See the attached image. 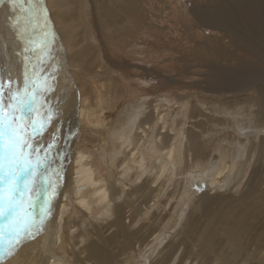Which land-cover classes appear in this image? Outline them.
Returning a JSON list of instances; mask_svg holds the SVG:
<instances>
[{
  "label": "bare ground",
  "instance_id": "obj_1",
  "mask_svg": "<svg viewBox=\"0 0 264 264\" xmlns=\"http://www.w3.org/2000/svg\"><path fill=\"white\" fill-rule=\"evenodd\" d=\"M129 1V15L119 18L123 11L117 0H44L55 63L51 97L57 104L54 115L60 116L51 129L60 128L62 137L64 129L76 128L82 144L69 146L62 160L55 152L51 214L24 253L18 254L17 248L0 264H135L142 248L152 251L149 264H171L181 244L178 235L184 240L202 237V246L211 254L222 236L236 254L249 221L258 224L251 251L264 264V185H257L264 180V74L255 71L264 68V0ZM16 17H21L22 29L23 13L19 8L13 12L9 0H0V21L13 39L18 30L11 28V33L9 21L14 23ZM204 27L212 29L207 38L199 29ZM159 37L166 42V52L186 63L179 73L183 79L164 73L165 59L151 47ZM8 51L3 54L15 68L23 67L21 52ZM62 62L87 94L81 93L77 104L71 102V84L64 82L68 77L75 86L71 74L58 71ZM126 68L133 72L126 74ZM197 75L198 80L193 79ZM21 77L19 72L20 82ZM164 87L170 88L169 94ZM126 90L128 95L117 103ZM228 93L244 98L228 99ZM125 109L132 111L128 128ZM61 142L59 153L66 138ZM185 176L207 179L210 193L195 198ZM244 179L240 196L256 193L253 200L236 201H242L244 215L217 211L214 204L236 198L231 192ZM169 183L173 190L166 193ZM172 192L176 202L167 222L174 234L163 233L169 236L166 240L161 228L145 236L147 224L135 226L160 196L168 198ZM43 198L41 193L37 214ZM127 206H132L129 212ZM98 211L100 223L95 220ZM206 216L207 226H201L207 232H194ZM195 254L197 260H211V254L204 256L200 249ZM224 254L207 264H228Z\"/></svg>",
  "mask_w": 264,
  "mask_h": 264
},
{
  "label": "snow or ice",
  "instance_id": "obj_2",
  "mask_svg": "<svg viewBox=\"0 0 264 264\" xmlns=\"http://www.w3.org/2000/svg\"><path fill=\"white\" fill-rule=\"evenodd\" d=\"M13 12L25 13L10 24L24 45L23 79L17 84L0 75V262L28 238L43 230L51 214V164L59 136L45 144L41 137L54 116L49 94L54 91L52 35L44 0H9ZM51 69V70H50ZM63 159V153H59ZM58 176V174H55ZM44 194L36 212L37 200Z\"/></svg>",
  "mask_w": 264,
  "mask_h": 264
},
{
  "label": "rangeland",
  "instance_id": "obj_3",
  "mask_svg": "<svg viewBox=\"0 0 264 264\" xmlns=\"http://www.w3.org/2000/svg\"><path fill=\"white\" fill-rule=\"evenodd\" d=\"M46 1V0H45ZM117 6L118 9L122 10V14L119 16V18H123V17H126L129 15V10L130 8H132V4L130 3L129 0H117V4H115ZM24 19V13H23V17ZM9 21V20H8ZM6 26L7 24L3 23L2 21H0V39H3L2 40V44H0V48L4 47L3 49L1 48V55H0V75H3L6 79L7 78H10L12 80H14L17 84H20V80H19V72H21V75L23 76V69H24V51H23V48L24 45H22L23 43L20 42L21 40L18 39V37L16 39H13L12 37H10V34H9V31L6 29ZM12 27H10V32L13 33V30L11 29ZM200 29V32L201 34H203V37L204 38H207L210 36V34L212 33V29L211 28H199ZM122 30L120 31H117L118 32H121ZM205 35V36H204ZM56 36L57 38L59 37V33L58 31L56 32ZM162 38V39H161ZM18 39V40H17ZM12 40V42H11ZM20 40V41H19ZM155 41V42H154ZM13 45H12V44ZM18 43V44H17ZM22 43V44H21ZM158 43V44H157ZM165 40L163 41V37H159V38H156L153 40V43H151V47H157V54L159 55V58H164L165 61L163 62V65H165L166 67V71L164 73H167V74H171L179 79H183L181 76H179V73H181V67L184 69L187 65L184 61H178L176 60L177 59V55H173L171 53H168L166 52V50L164 48H162L163 46H165ZM21 44V48H20V45ZM3 45V46H2ZM17 45V48H14L16 47ZM12 47V48H11ZM20 48V50H19ZM10 49V51H13V50H17L19 52H21L22 55L21 56V59H19L21 61V63H23V67L19 68V69H16L15 66L13 65V63L11 62V60L9 59V57L6 56V54H3V53H7V51ZM56 50L53 48V51ZM23 51V52H22ZM9 52V51H8ZM58 53V52H57ZM59 54V53H58ZM56 54V57L58 60H60V54L58 55ZM19 56V57H20ZM177 56V57H176ZM170 57V58H168ZM173 61V62H172ZM176 61V62H175ZM179 62V63H178ZM138 63V62H137ZM140 63V62H139ZM170 63V64H169ZM142 64V63H140ZM149 65V64H147ZM179 65V66H178ZM186 65V66H185ZM180 70H179V68ZM117 68V67H116ZM114 68V69H116ZM65 69V70H64ZM72 68H69L66 66V64L64 62L61 63L58 71L62 72V71H67L69 74H71L72 78H73V81L75 83V86L73 87L72 85H74L72 83V81L70 82L69 81V78L66 77V79L64 80L65 83H67L68 85L71 84V87L69 89H71V91L73 90L72 92V97H71V102H73L72 100H74V102L76 101L75 104L78 103V101H81L82 97L83 96H86L87 94L84 93V90L83 88L81 89V84L78 82V80L75 78V74H73L74 72L71 70ZM129 69L130 68H126L124 69L125 70V73H129ZM117 70V69H116ZM168 70V71H167ZM171 70V71H170ZM196 70V69H195ZM179 71V72H178ZM255 71H260L261 73L264 74V68H260V69H257ZM121 72H124L123 70H121ZM130 72H133L132 69H130ZM123 74L126 76V74ZM197 73V72H196ZM178 75V76H176ZM23 79V77H21ZM199 76H195L193 79L195 80H198ZM79 84V85H78ZM147 84H150L147 83ZM80 86V87H79ZM168 87H170L169 85H167ZM76 88V89H74ZM81 89V90H80ZM167 88L164 87V90H166ZM170 88H168L165 92L166 94H169L168 93V90ZM74 91L76 93H74ZM83 96H82V94ZM123 93V94H122ZM122 93L120 94L119 98H118V101H122L126 96L125 95H128L127 93V90L126 91H122ZM53 94L52 92L49 94V98L51 99ZM234 96H237L236 98L240 97L241 99L244 98V96L241 94V93H228L226 98H230L232 99V97ZM71 96V95H70ZM89 96V102L91 104V107H94L92 102L94 101V99L90 98V95ZM171 96V95H170ZM211 96L210 94H205L204 97H208V99H210ZM76 100H75V98ZM70 98V97H69ZM53 100V103L52 105L54 104L53 108H54V112L55 110L57 109L56 108V101L54 102V99L52 98ZM51 100V102H52ZM207 100V99H205ZM237 100V99H236ZM240 99H238L239 101ZM67 105V104H66ZM65 105V107H66ZM59 106V104H58ZM57 106V107H58ZM132 106V105H131ZM125 113H128L127 114V124L125 125L126 128H128L130 126V122H129V119H131V116H132V111H128L127 109L124 110V114ZM58 115H54V117L52 118L50 124H49V127H48V131H50V134L47 135L48 131H45L43 136L41 137V140L42 142L45 144L50 142L53 138V133H56L58 136H59V140H58V147L56 146L54 149H53V153L54 155L58 152L59 153V146L61 145L60 143L61 140L65 139L67 140V145L64 144V147L62 150V153L64 155L68 152V149H69V146L70 149L72 147H75L77 145L78 146H81L82 144V141L80 140V136L78 135V131L76 128H68V129H64V133H63V138L60 137V134L59 132L62 131L60 128L56 130V132L54 130L51 129V125H52V121H59L60 119V116L57 117ZM65 117V115H63ZM56 117V118H55ZM55 118V120H53ZM58 118V120H56ZM54 122V123H55ZM54 125V124H53ZM72 129V130H71ZM59 130V131H58ZM73 133V136H71ZM78 136V137H77ZM76 139V140H74ZM75 142V143H74ZM81 142V143H80ZM79 143V144H78ZM81 148V147H80ZM66 149V150H65ZM56 152V153H55ZM58 153L56 155H58ZM56 155H55V159H56ZM55 159L53 161L52 164H55ZM51 164V165H52ZM99 165L102 166V163H100ZM105 168V167H104ZM102 168V172L103 171H107V168ZM52 169V167H51ZM248 173V172H247ZM188 177V178H187ZM173 180H175V177L173 176L172 177ZM171 179V180H172ZM196 180V181H195ZM195 180H191V178L189 176H185L184 177V182L189 186V183H190V190L192 195L196 198L197 196H199L200 194H202L203 192H208L210 193V191H208L210 189V186L208 185L209 182L208 180L206 179L205 181L203 182H199L198 178H195ZM244 182V183H243ZM245 182L246 180H242V185L239 187V188H234L233 191L231 192V194L234 195V197L236 198H239L238 200H236V198H228V200H230L231 202H228L225 204L227 198H224L220 204H217L215 203L214 204V208L219 211L221 210V213H223L224 215H229V214H234V215H238V214H242V216L244 215V210H243V206L240 204L242 201H240V203H237L239 200H253L256 196V193L254 194H251L250 198H246L245 195L246 194H242V196H240L241 192L243 191V189L245 188ZM262 182V183H261ZM192 183V185H191ZM264 185V180H259L257 181V185L258 186H262ZM199 185V186H198ZM191 187H193L191 189ZM196 187V188H195ZM171 190H173V185L172 183H169L168 185H166L165 187V192L168 193L170 192ZM220 191V190H219ZM167 196V194H166ZM165 195H162L160 196L159 198V201L158 203L156 204V207L152 208V210H150V213L149 215L147 216V218L145 220H143L142 222H140L139 224H137L135 227L138 228L140 226H142L143 224H147V226L145 227V230L143 231V234L146 236L148 235L150 232L152 231H157L159 229H163V232H162V235L163 237H165V239L167 240L169 238L168 234H164L163 233H170L169 235H173L174 234V230L175 229H171L170 228V223H168V219H169V213H170V207L171 205H173L175 201V199L173 198V192L169 194L168 198L166 197ZM166 199V201H165ZM140 199L138 200H135V202H133L131 205H135L136 203H139ZM237 201V202H236ZM181 207V206H180ZM188 206L184 207L183 209L186 211ZM132 208V206H127L125 208V211H130ZM127 209V210H126ZM162 210V211H161ZM179 213H180V209H178ZM155 212H158L157 214H154ZM101 212L98 211V213L96 214L97 218L95 219L96 221H98L99 223L102 222L101 221V216H100ZM213 214H209L208 216H212ZM192 216H195V215H192ZM99 217V218H98ZM210 217H205L203 219V222H200V224L197 225L198 228H196L194 230V232H207V229L204 228V226H201V224H205L207 226V222L209 220ZM238 218V217H237ZM235 218V219H237ZM100 219V220H99ZM207 220V222H206ZM256 225H258L257 223H253L252 221H249V222H246L245 223V226L244 227V230L247 229L245 231V239H244V245H242L240 248H239V253L237 252L236 254H233L232 252V249H230L232 246H230L231 244H229V241H227L228 243H226V241L224 239H222V236H219L220 238L218 239V244L216 245V248L217 250L211 254L210 252V249L202 246V244L205 242V240L202 238V237H199V236H193L192 238H186L185 240L183 239V237H180V235L177 236V238H179V240L181 241V244H180V248L177 246L176 247V252L174 253L173 257H172V263L171 264H207V261H209L210 259H206V258H202V260H197L196 258H198V256L195 254L196 252V249H200L202 250V255L204 256H207V255H210V258L212 260V262L215 261L216 257L220 254H223L225 253L224 255H227V263L228 264H263L260 260H257L255 254L251 251V249L255 246V240H254V234H255V227ZM252 233V234H251ZM253 235V236H252ZM250 236V237H249ZM248 237V238H246ZM121 241V239H119ZM251 240V241H250ZM25 242H23L19 247H18V251L17 252H20L21 253H18V254H22L26 251V247H27V244L31 243V240L30 238L26 239ZM223 241H225L223 243ZM247 241V242H246ZM254 241V242H253ZM247 243V244H246ZM254 243V244H253ZM250 244V245H249ZM229 245V246H227ZM248 245V246H247ZM184 247V249H183ZM192 247V248H191ZM243 247V248H242ZM248 248V249H245V248ZM23 248V249H22ZM192 249V251H191ZM195 249V250H194ZM222 249V250H221ZM250 249V250H249ZM249 250V251H247ZM242 251L244 252L242 254ZM151 250L148 251L146 248H142L141 251H140V256H138L136 259H135V264H149V258H147V256H149L151 254ZM232 253V254H231ZM242 255H241V254ZM204 260V261H203ZM210 260V261H211ZM202 261V262H201ZM205 262V263H204ZM1 263V262H0ZM212 264V263H211Z\"/></svg>",
  "mask_w": 264,
  "mask_h": 264
}]
</instances>
